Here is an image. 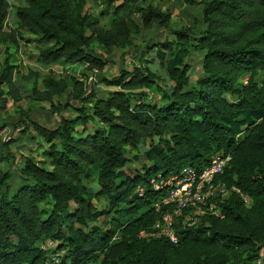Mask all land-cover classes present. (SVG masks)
Returning a JSON list of instances; mask_svg holds the SVG:
<instances>
[{"label": "trees", "instance_id": "1", "mask_svg": "<svg viewBox=\"0 0 264 264\" xmlns=\"http://www.w3.org/2000/svg\"><path fill=\"white\" fill-rule=\"evenodd\" d=\"M200 3L193 27L174 30L175 40L143 45L141 65L103 77L111 87L105 96L85 79L54 69L42 76V89L40 73L25 76L36 78L31 96L49 101L59 124L51 128L21 113L22 134L30 135L37 149L22 156L16 171L0 166V264H42L60 250L63 264H252L260 255L264 0ZM87 4L26 0L16 7L14 26H8L12 3L0 0V49L5 47L0 109L8 98L15 103L23 98L13 60L21 42L45 43L37 54L43 63L103 69L115 49L138 51L136 38L146 28L170 20L169 11L152 1L95 0L100 14ZM106 16H111L108 24ZM155 47L170 85H162L148 65L146 55ZM193 50L201 54L202 73L195 79L188 62ZM152 88L159 98L150 99ZM67 110L72 114L65 115ZM6 124L0 118V130ZM218 153L232 155L216 178L229 194L209 201L224 216L207 212L191 223L184 214L176 223L177 242L140 237L161 215L155 204L164 191L155 190L151 179L186 165L203 168ZM6 160L1 151L0 162ZM243 194L251 197L249 205ZM101 198L105 202L97 205ZM51 240L57 242L54 249L42 248Z\"/></svg>", "mask_w": 264, "mask_h": 264}, {"label": "rangeland", "instance_id": "2", "mask_svg": "<svg viewBox=\"0 0 264 264\" xmlns=\"http://www.w3.org/2000/svg\"><path fill=\"white\" fill-rule=\"evenodd\" d=\"M145 2L152 1L155 5L161 7L164 11H169L170 20L167 26H161L159 24H154L150 28H146L142 34L136 38V45L138 51L133 46L126 50H114L110 55L112 58V63L105 66L103 69L93 68L89 69L88 64H76L71 65L65 62L59 63H43L38 60V48L39 46L44 47L45 43H29L25 44L21 42V47L17 51L14 62L18 64L19 73L16 77V83L20 88L21 94L23 96L22 100L15 103L12 98H8L6 102V107L0 109V118H5L7 124L0 130V154L2 153L9 158L4 162H0V166L4 169H11L16 171L18 166L22 162V156L30 153V149L36 152V145L31 143L30 135H23V128L20 127L21 113H28L34 120L41 122L48 127H55L59 124V118L57 114L51 112V103L49 101L36 100L31 96V88L34 85V79L26 80L25 76H28L31 71L40 73L39 79L37 81L38 88H43L42 76L47 73L49 69H54L57 73H70L74 74L80 79H85L88 87H94L97 90L99 96H105L106 92L111 88L103 81V77H113L119 74L123 66L126 69H130L133 66L141 65L140 55L143 45L154 44L159 42H165V40H175L176 34L174 30L181 29L182 27L191 26L193 27L197 23V18L199 17L202 4L201 0H193L194 3H188L186 0H144ZM12 8L11 13L8 18V26H14L16 22V7L19 5L26 4V0H11ZM87 8L89 11L96 14H100V11L96 5L95 0H88ZM111 16H106L103 19L104 23H109ZM147 39L148 42H144ZM5 47L0 49V57L4 55ZM147 60H149L148 65L156 70L161 76V84L170 85L172 82L167 78L165 71V64L161 63L158 58L157 47L153 48L147 55ZM188 62L191 63L192 75L195 79L198 75L202 73L201 69V54L198 51H192ZM150 99L160 96V93L152 88L149 91ZM59 97L56 96L54 101L57 103ZM65 101V100H64ZM63 101V102H64ZM0 104L2 102L0 101ZM65 115H71V111L67 110L63 112ZM7 142V145L3 146ZM11 147V148H10ZM14 160V164H10ZM164 190V194L167 193ZM105 202L104 198H101L97 205L103 204ZM103 225V223H102ZM264 254V249L260 252Z\"/></svg>", "mask_w": 264, "mask_h": 264}, {"label": "built area", "instance_id": "3", "mask_svg": "<svg viewBox=\"0 0 264 264\" xmlns=\"http://www.w3.org/2000/svg\"><path fill=\"white\" fill-rule=\"evenodd\" d=\"M232 160L231 154H216L210 163L203 168L192 165L184 166L180 171L169 175H158L151 179L155 190H167L161 200L155 204L157 211H161L160 218L155 224L140 232V237L145 240L166 238L177 242L179 235L176 229L177 220L186 214L185 220L196 222L199 216L207 212L223 217L216 203L209 202L213 197H225L229 189L222 183H217L216 178L222 175ZM236 189V188H234ZM138 192L143 195L144 188L139 186ZM246 204L251 203V197L243 194ZM166 207L165 209H162ZM57 246L56 241L42 244V248L50 249ZM64 250L55 251L42 264H63ZM252 264H264V254L254 260Z\"/></svg>", "mask_w": 264, "mask_h": 264}]
</instances>
